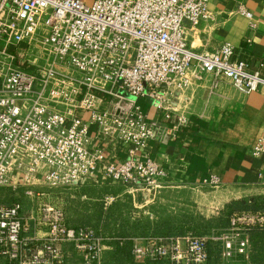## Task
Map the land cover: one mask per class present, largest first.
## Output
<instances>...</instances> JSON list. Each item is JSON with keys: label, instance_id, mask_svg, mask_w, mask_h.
<instances>
[{"label": "built area", "instance_id": "2783aa9c", "mask_svg": "<svg viewBox=\"0 0 264 264\" xmlns=\"http://www.w3.org/2000/svg\"><path fill=\"white\" fill-rule=\"evenodd\" d=\"M211 1L0 0V188L14 186L16 176H34L42 164L51 168L45 178L55 185L82 184L99 164L119 183L151 184L161 169L136 156L164 131L147 122L140 99L172 109L175 92L206 77L211 94L224 81L243 94L264 87V64L254 68L250 59L237 58L230 43L211 52L189 45L188 29L208 19ZM82 87L88 92L77 103ZM91 91L109 94L112 106L101 111ZM61 101L65 110L50 108ZM77 104L101 137L129 144L124 163L108 165L105 152L91 147L88 127L76 119L67 124ZM263 148L264 138L254 152ZM22 213L18 203L0 205V256L16 264H65L57 244L80 233L65 228L63 213L44 209L48 238L32 247L23 236ZM252 216L264 228V211ZM207 244L188 238L184 249L172 243L159 254L171 260L183 255L182 264H210ZM223 245L222 255L232 257V243ZM246 248L243 240L236 250Z\"/></svg>", "mask_w": 264, "mask_h": 264}, {"label": "crops", "instance_id": "0c3cea01", "mask_svg": "<svg viewBox=\"0 0 264 264\" xmlns=\"http://www.w3.org/2000/svg\"><path fill=\"white\" fill-rule=\"evenodd\" d=\"M208 9V19L188 29L191 48L211 52L222 43H230L235 47L237 58L250 59L254 68L264 64V0H212ZM241 9L250 17L242 14ZM87 92L84 87L80 89L77 103ZM91 92L98 98L101 111L112 106L114 99L109 94ZM184 98L182 101V97H173L174 110L159 109L148 98L138 101L147 122L163 130L164 136L147 141L136 160L151 159L164 173L167 181L163 182L170 184H203L216 180L221 187L263 188L264 148L258 154L254 149L264 138V87L243 94L224 81L217 93L211 94L209 77H206L195 82ZM74 106L67 124L76 119L81 127L87 126L91 147L105 152L108 165L124 163L129 144L101 137L97 125L89 123L88 111L78 104ZM182 117L185 121L179 122ZM50 171L49 166L42 164L36 174L45 178ZM110 182L113 178L107 174L104 164H99L88 180V184L94 185ZM22 214L24 238L32 247L41 246L48 238L42 210H23ZM248 233L251 240L246 254H238L236 250L234 258L225 259L221 248L215 264H264V229ZM0 264L16 263L0 256Z\"/></svg>", "mask_w": 264, "mask_h": 264}, {"label": "rangeland", "instance_id": "374dc122", "mask_svg": "<svg viewBox=\"0 0 264 264\" xmlns=\"http://www.w3.org/2000/svg\"><path fill=\"white\" fill-rule=\"evenodd\" d=\"M187 90L175 92L174 99L184 101ZM67 107L64 101L50 106L55 110ZM170 108L176 107L172 104ZM163 175L144 185L114 179L102 185L88 181L55 185L37 174L16 176L10 180L14 186L0 188V205L18 203L23 210L63 213L65 228L80 233L57 244L65 264H182L183 255L171 260L159 250L172 243L184 249L188 238L207 240L210 264H215L223 243H232L236 252L237 244L244 240L248 248V232L264 229L262 223L252 220L253 214L264 211V187L170 184L163 182L167 181Z\"/></svg>", "mask_w": 264, "mask_h": 264}, {"label": "trees", "instance_id": "16d2710c", "mask_svg": "<svg viewBox=\"0 0 264 264\" xmlns=\"http://www.w3.org/2000/svg\"><path fill=\"white\" fill-rule=\"evenodd\" d=\"M254 230H262V229H254ZM209 252H210V257H211V250H210V248H209Z\"/></svg>", "mask_w": 264, "mask_h": 264}]
</instances>
